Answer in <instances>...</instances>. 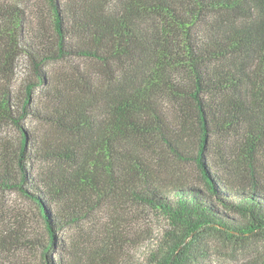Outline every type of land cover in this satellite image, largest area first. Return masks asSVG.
Instances as JSON below:
<instances>
[{"label":"trees","instance_id":"16d2710c","mask_svg":"<svg viewBox=\"0 0 264 264\" xmlns=\"http://www.w3.org/2000/svg\"><path fill=\"white\" fill-rule=\"evenodd\" d=\"M45 1L34 27L0 3V125L19 132L0 146V189L46 218V264H71L49 256L57 232L115 199L168 221L122 264H200L212 232L264 238V0ZM21 57L36 79L15 93ZM73 59L74 74L45 69Z\"/></svg>","mask_w":264,"mask_h":264},{"label":"rangeland","instance_id":"374dc122","mask_svg":"<svg viewBox=\"0 0 264 264\" xmlns=\"http://www.w3.org/2000/svg\"><path fill=\"white\" fill-rule=\"evenodd\" d=\"M0 3L17 4L25 9L31 27L35 26L33 21L41 19V15L48 11L45 0H0ZM85 63L84 60L73 59L51 63L45 69L54 75L60 71L74 74ZM35 79L27 57H21L11 79L13 91L22 93L28 80ZM43 87L47 86L42 84L37 88L36 102L39 106L47 107L50 99L41 96L40 89ZM24 123L36 134L46 128L34 115H29ZM18 140L19 132L15 126L0 125V146L7 141ZM43 166V163H35L36 168ZM180 168L191 173L194 167L185 164ZM167 225V218L162 212L125 199H115L99 206L78 223L58 231L55 248L49 256L54 262L58 258L71 264H76L78 260L79 264H122L128 257H141V251L149 240L159 236ZM111 229L115 233L120 232L121 241H115ZM48 232L46 218L34 200L16 189H0V264H46L43 250L48 241ZM63 242L74 247L72 251L78 247L79 256L64 251L61 246ZM204 242L206 253L200 264H258L264 256L263 236L237 239L212 232L205 236Z\"/></svg>","mask_w":264,"mask_h":264}]
</instances>
